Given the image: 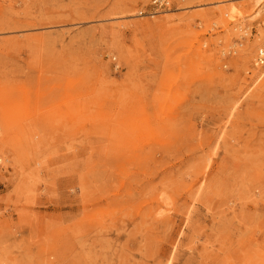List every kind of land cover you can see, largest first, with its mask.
<instances>
[{
	"label": "rangeland",
	"instance_id": "rangeland-1",
	"mask_svg": "<svg viewBox=\"0 0 264 264\" xmlns=\"http://www.w3.org/2000/svg\"><path fill=\"white\" fill-rule=\"evenodd\" d=\"M169 1L0 0V264L264 260V0Z\"/></svg>",
	"mask_w": 264,
	"mask_h": 264
},
{
	"label": "bare ground",
	"instance_id": "bare-ground-1",
	"mask_svg": "<svg viewBox=\"0 0 264 264\" xmlns=\"http://www.w3.org/2000/svg\"><path fill=\"white\" fill-rule=\"evenodd\" d=\"M258 2H259V0H255V2L253 3V6H257V4H258ZM234 8H232L231 9V13L232 12H234ZM259 10L260 9H258V11H257V13L259 12ZM142 13V12H141ZM147 16H153L152 14H150V13H147L146 14ZM231 17V16H230ZM142 26H145L144 24H142ZM261 48H259L258 50H260ZM257 50V51H258ZM244 54V53H243ZM255 57H257V55L255 56ZM255 57H254V61H253V66L255 67L254 69H253V73H254V75H256V74H258L259 72H258V70L260 69V65H257L255 62H257L256 60H255ZM246 59H248V57L247 58H245V59H243V62H244V64H245V67H248V64H247V60ZM257 59V58H256ZM247 64V65H246ZM264 73H262V74H260V75H263ZM237 106H238V101H235L232 105H231V107H230V109H229V113H228V118H229V116L234 112V110L237 108ZM77 107H79V105L77 106ZM23 112H27V109L26 108H23ZM78 112L79 111H77L76 110V108H74V109H70V110H65V111H63V112H57V115L58 116H61V117H66L67 119H72V120H76V116L75 115H77L78 114ZM25 113L24 114H22L24 117H25ZM216 148H215V146L214 147H212V152L215 150ZM214 154V153H213ZM210 160V155L207 157V163H208V161ZM207 163L205 164V167L207 166ZM159 196H158V200H160V201H162V202H164V200H165V198H164V196H162L161 194H158ZM158 205H160V204H158ZM161 213L160 212H157V215H160ZM186 216H188L189 215V207L187 208V210H186ZM171 260H172V258L169 256L168 257V260L166 261V263H164V264H171ZM256 264H264V260H261L260 262H257Z\"/></svg>",
	"mask_w": 264,
	"mask_h": 264
},
{
	"label": "built area",
	"instance_id": "built-area-1",
	"mask_svg": "<svg viewBox=\"0 0 264 264\" xmlns=\"http://www.w3.org/2000/svg\"><path fill=\"white\" fill-rule=\"evenodd\" d=\"M149 4L156 9H170L171 3L169 0H148ZM257 58V59H256ZM257 65L264 67V50L260 49L257 51V57H255Z\"/></svg>",
	"mask_w": 264,
	"mask_h": 264
}]
</instances>
